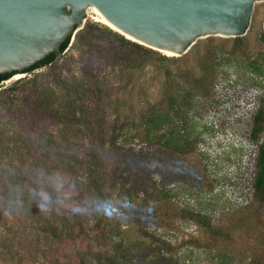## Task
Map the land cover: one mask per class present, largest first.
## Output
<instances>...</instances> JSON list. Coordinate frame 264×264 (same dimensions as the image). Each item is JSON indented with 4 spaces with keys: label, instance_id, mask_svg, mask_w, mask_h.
I'll return each mask as SVG.
<instances>
[{
    "label": "trees",
    "instance_id": "1",
    "mask_svg": "<svg viewBox=\"0 0 264 264\" xmlns=\"http://www.w3.org/2000/svg\"><path fill=\"white\" fill-rule=\"evenodd\" d=\"M70 41L23 71L31 78L2 89L15 72L0 74V100L19 125L20 149L29 156L33 173L0 175V210L20 218L15 225L21 246L13 256L12 247L4 246L0 264H193L199 259L209 264H264V228L259 225L264 216L258 211L264 207V109L258 108L251 118L249 134L255 145L251 187L257 225L239 220L216 224L207 214L179 205L176 191L165 188L161 178L153 180L159 171L158 150L178 157L197 151L194 98L207 93L221 62L232 61L264 84V27L255 58L245 54L244 37L216 46L208 38L184 56L167 57L107 27L86 23L71 43L81 51V82L57 79L51 87L35 73L54 64ZM227 42L229 53L223 46ZM95 58L105 59V66ZM179 64L184 68L176 67ZM147 67L156 75L140 82ZM106 68L126 71L127 85L108 88ZM150 87L156 88V95L148 94ZM63 126L82 127L89 145L74 149L48 134ZM131 144L147 151L125 150ZM40 192L49 197L48 212L37 207ZM103 205L112 206L114 214L98 211ZM176 222L192 224L197 235L178 242L166 238L179 232ZM239 243L245 248L242 260Z\"/></svg>",
    "mask_w": 264,
    "mask_h": 264
},
{
    "label": "rangeland",
    "instance_id": "2",
    "mask_svg": "<svg viewBox=\"0 0 264 264\" xmlns=\"http://www.w3.org/2000/svg\"><path fill=\"white\" fill-rule=\"evenodd\" d=\"M88 9L85 24L104 26L92 18L94 15ZM263 27L264 2H258L254 5L251 22L244 36V52L251 58H255L261 50L258 34ZM74 36L68 49L54 64L35 73L42 75L51 87H56L54 81L57 79L65 80L67 84L78 85L83 78L81 51L71 48ZM209 38L212 39L213 46L225 40L219 37ZM207 40L208 38L201 39L197 43L200 42L202 47ZM223 46L229 53L231 43L227 42ZM228 57L229 55H225V58ZM104 61L105 59L99 61L95 58V62H100L103 66ZM176 67L184 68L181 64ZM192 67L194 68V64ZM105 73L109 74L107 87L113 90L127 85L129 81L127 72L119 68H106ZM141 74L140 82L148 81L156 75L155 71L148 67ZM20 76L19 79L31 78L25 74ZM19 79L11 78L3 84L2 89ZM148 90V94L156 95L155 87ZM57 94L62 96L64 93ZM258 108L264 109V84H260L259 79L248 72H241V68L234 66L232 61L221 62L216 78L207 93L194 98L192 136L197 139V151L186 157H178L170 151L158 150L156 163L159 171L154 173L153 180L161 178L165 188L176 191L179 205L207 214L216 224H229L239 220L241 224L245 222L252 226L257 225L259 221L256 222L254 212L258 206L252 203L251 187L255 145L250 142L249 134L251 118ZM111 121L112 119L109 120L108 126H111ZM18 129L19 125L15 122L10 107L0 100V137L4 136L0 145V175L32 177L33 173L28 163L30 158L20 149L23 142L17 138L20 134ZM6 134L9 137L5 138ZM48 134L59 138L64 145H75L74 149L89 145L87 133L82 127H53L48 130ZM127 149L147 151L143 145L131 144L126 146L125 150ZM249 205L251 209L245 211ZM258 211L264 216V207H259ZM17 221H20L18 216L0 210V253L3 252L4 246L12 247V256L20 251L21 246L16 243L20 231L15 225ZM175 225L179 232L173 238L166 237L173 242H178L176 239L180 240L184 236L197 235L195 227L190 223L176 222ZM259 225L264 228V221ZM241 244H238V248L242 260L245 248ZM193 264L209 263L199 259ZM241 264H245L244 261H241Z\"/></svg>",
    "mask_w": 264,
    "mask_h": 264
},
{
    "label": "water",
    "instance_id": "3",
    "mask_svg": "<svg viewBox=\"0 0 264 264\" xmlns=\"http://www.w3.org/2000/svg\"><path fill=\"white\" fill-rule=\"evenodd\" d=\"M258 2L264 0H0V74H23L57 52L83 28L88 8L124 38L181 57L201 39L244 37Z\"/></svg>",
    "mask_w": 264,
    "mask_h": 264
},
{
    "label": "clouds",
    "instance_id": "4",
    "mask_svg": "<svg viewBox=\"0 0 264 264\" xmlns=\"http://www.w3.org/2000/svg\"><path fill=\"white\" fill-rule=\"evenodd\" d=\"M36 195H38V197H39V199L37 201L38 209L41 212H48L49 211V203H50L48 195L46 193H44V192L37 193ZM97 210L98 211L102 210L103 214L105 216H111L115 212V209L112 206H110V205H103L102 208H98ZM73 211L83 212L84 209H73Z\"/></svg>",
    "mask_w": 264,
    "mask_h": 264
},
{
    "label": "bare ground",
    "instance_id": "5",
    "mask_svg": "<svg viewBox=\"0 0 264 264\" xmlns=\"http://www.w3.org/2000/svg\"><path fill=\"white\" fill-rule=\"evenodd\" d=\"M91 11L92 12V14L94 15L92 18L96 21V22H98V23H100V24H102V25H104V26H106V27H108L109 29H111V30H113L114 32H117L114 28H112L109 24H107L105 21H103L97 14H96V11H95V9H93V8H89L88 9V11ZM86 13H88L87 11H86ZM128 40H130L131 41V39H129L128 37H126ZM21 76L20 75H17V76H15L14 77V80L15 79H19Z\"/></svg>",
    "mask_w": 264,
    "mask_h": 264
}]
</instances>
